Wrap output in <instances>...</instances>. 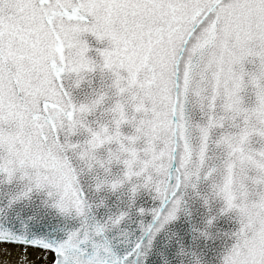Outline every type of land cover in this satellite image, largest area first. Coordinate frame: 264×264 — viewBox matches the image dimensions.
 <instances>
[{"label":"snow or ice","instance_id":"obj_1","mask_svg":"<svg viewBox=\"0 0 264 264\" xmlns=\"http://www.w3.org/2000/svg\"><path fill=\"white\" fill-rule=\"evenodd\" d=\"M0 243L264 264V0H0Z\"/></svg>","mask_w":264,"mask_h":264},{"label":"rangeland","instance_id":"obj_2","mask_svg":"<svg viewBox=\"0 0 264 264\" xmlns=\"http://www.w3.org/2000/svg\"><path fill=\"white\" fill-rule=\"evenodd\" d=\"M52 259L53 254L50 252L41 253L8 244L0 245V264H51Z\"/></svg>","mask_w":264,"mask_h":264},{"label":"flooded vegetation","instance_id":"obj_3","mask_svg":"<svg viewBox=\"0 0 264 264\" xmlns=\"http://www.w3.org/2000/svg\"><path fill=\"white\" fill-rule=\"evenodd\" d=\"M3 244H8V243H0V245H3ZM8 245H13V246H17V247H20V248H24V246H21V245H14V244H8ZM27 250H33V251H38V252H41V253H44V251L40 250V249H36V248H31V247H28L26 248Z\"/></svg>","mask_w":264,"mask_h":264}]
</instances>
